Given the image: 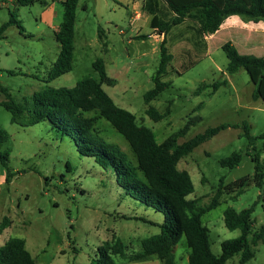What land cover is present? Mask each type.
Listing matches in <instances>:
<instances>
[{
    "label": "rangeland",
    "instance_id": "obj_1",
    "mask_svg": "<svg viewBox=\"0 0 264 264\" xmlns=\"http://www.w3.org/2000/svg\"><path fill=\"white\" fill-rule=\"evenodd\" d=\"M137 2V8L144 11V0ZM123 4L122 0H79L74 68L49 81V73L60 53L56 29L63 18L61 2L34 0L33 4L22 6L17 0H0V27L13 21L0 39V129L8 135L1 150H10L8 166L0 162V224L5 217L12 222L0 231V249L10 238L23 239L36 264H91L100 255L99 248L116 239L126 246L124 256H114L117 264L153 263L131 262L129 256L140 252L144 239L160 233L164 215L127 195L116 174L102 169L94 159L82 156L74 140L54 129L49 121L20 126L11 122V113L1 105L7 94L25 103L47 87L73 88L86 78L98 79L93 68L98 58L106 62L108 70L112 68L111 61L128 68L123 69L118 79L117 91L113 84L104 85V90L119 104L124 100L125 109L135 115L139 125L154 132L159 144L187 124L189 130L179 139L180 144L221 124L239 125L205 141L178 164L180 170L190 174L195 185V192L189 198L198 199L202 206L211 203L220 185L226 187L219 194L220 205L202 217L210 230L212 252L219 255L222 242L241 234L240 230L230 231L224 224L223 214L228 207L241 211L258 202L251 217L252 232L264 225V187H257L253 181L255 168L251 160V155L259 154L264 166L263 140L251 145L243 129L246 122L252 136L264 133V74L249 67L229 75L228 58L222 46L230 39L211 42L209 54L195 67L179 77L165 78L172 82L170 87L150 106L161 113L169 109V115L154 122L146 115L149 106L143 95L154 87L151 78L159 65L160 45L152 40H134L130 56L123 55L124 45L116 41L120 35L115 25L126 30L127 40L135 34L128 29L127 7ZM143 11L137 34L151 32L149 18ZM251 29L264 37V22L250 24L242 35L250 37ZM186 45L184 42L168 46L174 61ZM249 54L264 57V46ZM224 80L227 84L213 95L211 87L200 90L203 85ZM200 103L203 107L196 109ZM87 116L97 119L95 131L99 136L119 145L136 164V156L123 135L97 112ZM198 117L199 120L192 122ZM235 152L243 154L241 163L233 169L223 168L220 161ZM246 176L252 183L235 198L232 184ZM134 217H144L150 223ZM252 250L255 256L247 264H264V243L252 246ZM189 251L183 237L175 250L177 264H189ZM240 259L241 254H237L227 264H241Z\"/></svg>",
    "mask_w": 264,
    "mask_h": 264
},
{
    "label": "trees",
    "instance_id": "obj_2",
    "mask_svg": "<svg viewBox=\"0 0 264 264\" xmlns=\"http://www.w3.org/2000/svg\"><path fill=\"white\" fill-rule=\"evenodd\" d=\"M17 1L22 6L34 3V0ZM78 4L79 0L62 2V23L56 31L60 53L49 73V81L71 72L74 68ZM143 9L151 16V29L164 35L160 44L159 65L151 78L154 87L143 95L145 104L149 106L146 115L154 122H160L169 115V109L161 113L150 106L152 101L170 87L172 82L166 81L165 78L179 77L203 59L208 51L205 39L207 35L215 34L231 16H238L245 22H264V0H144ZM12 23L11 19L0 27V39ZM147 37L141 35L137 39ZM184 42L187 45L174 61V55L169 51L170 45ZM222 50L228 58L226 72L229 75L249 67L258 68L264 74V57L241 54L231 42L225 43ZM93 68L98 73V79L86 78L73 88L47 87L34 93L25 103H20L7 94V100L1 105L11 113V122L14 124L33 126L49 121L54 129L74 140L82 156L94 159L102 169L116 174L118 184L126 190L127 195L164 215L160 233L144 239L141 251L131 254L129 261L146 262L156 258L161 264H177L175 250L183 237L190 250L189 264H227L228 260L237 254H241V264L251 261L255 256L252 246L264 243V225L252 232L251 217L258 202L241 211L232 207L224 211L226 228L230 231L240 230L241 234L235 239L222 242L221 253L215 255L211 250L210 230L204 225L202 217L220 205L219 194L226 187L220 185L211 203L202 206L198 199H189L195 192V185L190 174L178 168L180 160L190 155L202 143L223 130L237 129L239 125L221 124L180 144L179 139L189 130L187 124L159 144L150 128L139 125L135 115L116 105L104 90V85L113 84L107 74L104 60L98 58L94 61ZM226 84V80L215 82L211 86H201L200 90L211 87L213 95L220 86ZM254 96H258V89ZM203 105L200 103L196 109H201ZM90 112H97L101 119L107 120L126 138L136 156V164L119 145L105 141L96 133L97 119L88 117ZM196 120H199V117L194 118L192 122ZM243 129L251 145L261 139L264 146V133L259 137L252 136L251 127L246 122H243ZM7 140V133L0 129V162L4 167L8 166L10 150L1 149ZM242 159L243 154L235 152L222 159L220 164L223 168L233 169ZM251 160L255 168L253 181L257 187L262 188L264 166L260 155H251ZM251 183L249 176L234 181L232 192L236 193L235 198L243 194ZM133 219L150 223L144 217ZM11 223V220L5 217L0 224V231L10 227ZM125 248L120 239L111 244L106 243L99 248L100 255L92 260L91 264H117L114 256H124ZM102 251L105 254H102ZM0 264H36V261L27 250L23 239L10 238L0 249Z\"/></svg>",
    "mask_w": 264,
    "mask_h": 264
},
{
    "label": "crops",
    "instance_id": "obj_3",
    "mask_svg": "<svg viewBox=\"0 0 264 264\" xmlns=\"http://www.w3.org/2000/svg\"><path fill=\"white\" fill-rule=\"evenodd\" d=\"M56 1L61 2V4H62V2L64 0H56ZM122 1L124 3L123 5H125V7H127L126 17L128 20V29H129V31L135 32V34L131 35L129 40H127L125 38L126 30L124 28L119 27L118 25H115V27L119 29L118 34L120 35L119 38L118 37L116 38V41H119L120 43H122L124 45L125 50L123 51V55L130 56V49H131L130 46L133 44L134 40H142V41L143 40L144 41L145 40H148V41L152 40V41H154V43H157L160 45L161 42L164 40V35L158 33L157 31H155L153 29H151V32L148 34H139V33L137 34V29L139 28V27L137 28V26H139L141 24L140 20L135 21V22L133 21L134 9H136L138 7L137 0H122ZM54 3L55 2H53L52 10L54 9ZM97 9H98V4L96 5V10ZM146 15L148 16L149 23H150V19H151L150 15L147 13H146ZM259 23H261V22H259ZM259 23L245 22L242 19H240L238 16L229 17L228 19L225 20V22L221 25L220 29L215 34L207 35L205 37L207 44H208L207 54H209V52H210L211 42H214L216 40L227 39V38L230 39L229 42H231L241 54L249 55V53H251L255 50H259L260 48H262L264 46V37L262 35L256 33V31L254 29L249 30L250 33L248 36H250V37H246L245 35H244L245 36L244 37L242 35V33H243L242 31L247 30L248 26L250 24H252V25L257 24L258 25ZM58 28L56 29V31L58 30ZM100 33L102 35H104L103 31ZM141 35H146L148 37L146 39H137V37L141 36ZM105 65H106V70H107V74H108L109 78L111 80H113L114 91H117L118 79H120L122 77L123 69L128 70V68L119 66L118 61H111V65H112L111 70H108L106 62H105ZM106 86L112 87L109 85H106ZM103 88H104V86H103ZM109 96L114 100L115 104L118 105L119 107L124 108V109H125V107H127V106L122 105L124 100L123 101L121 100L120 104H119L116 101V98L112 94H109ZM149 262H153L152 264H158L157 262H160V260L154 258V259H152V261L150 260V261H147L146 263H149ZM159 264H161V262Z\"/></svg>",
    "mask_w": 264,
    "mask_h": 264
},
{
    "label": "built area",
    "instance_id": "obj_4",
    "mask_svg": "<svg viewBox=\"0 0 264 264\" xmlns=\"http://www.w3.org/2000/svg\"><path fill=\"white\" fill-rule=\"evenodd\" d=\"M141 13H142V7H140L139 9L138 8L134 9V17H133L134 22L141 19L142 17ZM263 198H264V195H263Z\"/></svg>",
    "mask_w": 264,
    "mask_h": 264
}]
</instances>
